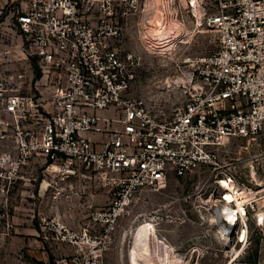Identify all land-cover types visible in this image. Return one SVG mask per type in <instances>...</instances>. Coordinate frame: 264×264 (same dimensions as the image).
I'll return each instance as SVG.
<instances>
[{"label": "built area", "instance_id": "obj_1", "mask_svg": "<svg viewBox=\"0 0 264 264\" xmlns=\"http://www.w3.org/2000/svg\"><path fill=\"white\" fill-rule=\"evenodd\" d=\"M197 1L220 45L198 60L186 103L161 118L128 94L136 56L117 40L132 31L135 0H21L16 9L18 46L38 60L42 75L24 90L22 68L0 70V192L12 190L35 162L45 167L40 185L52 188L53 198L67 193L62 183L83 168L126 185L76 229L39 216L43 229L53 221L73 243L72 264H106L102 250L136 192L212 162L213 147L225 138L262 133L264 0ZM13 228V216L0 207V238Z\"/></svg>", "mask_w": 264, "mask_h": 264}, {"label": "rangeland", "instance_id": "obj_2", "mask_svg": "<svg viewBox=\"0 0 264 264\" xmlns=\"http://www.w3.org/2000/svg\"><path fill=\"white\" fill-rule=\"evenodd\" d=\"M134 3L140 11L133 7L132 31L117 40L124 53L132 51L136 56V65L129 66L134 74L129 98L141 101L152 118L170 116L194 90L198 60L219 48V32L205 23L197 0ZM20 5L21 0H0V70L8 75L12 65L22 68L27 73L23 88L29 90L42 70L38 60L26 57L18 46L22 44L16 26ZM161 32H166L165 42L159 37ZM7 143L11 147V142ZM213 151L212 162L184 175L171 173L163 187L146 188L131 196L121 209L112 239L102 250L106 264H136V240L140 233L150 230L168 245L155 247L158 250L149 259L152 264H264V128L256 138H225ZM44 169L35 162L28 169L32 178L26 185L0 192V207L14 218L16 203L32 201L34 222L48 237L49 264H72L73 243L58 235L53 221L43 229L38 217L44 214L76 229L78 226L64 217V210L84 213L86 221L94 211L113 204L126 185L116 180L106 182L83 168L68 183H62L66 192L71 189L69 185L75 189L53 198L52 188L45 191V185H40ZM227 177L244 189L241 207L226 199L220 180ZM39 192L48 196L44 208ZM19 264L45 263L24 255Z\"/></svg>", "mask_w": 264, "mask_h": 264}, {"label": "crops", "instance_id": "obj_3", "mask_svg": "<svg viewBox=\"0 0 264 264\" xmlns=\"http://www.w3.org/2000/svg\"><path fill=\"white\" fill-rule=\"evenodd\" d=\"M31 178L32 174L26 172L24 177L19 179L15 185H26ZM16 186L14 187L16 188ZM73 189L75 188L71 185V189L67 192L71 193L72 191L70 190ZM46 199L48 200V196L44 195L43 192H39L38 200L41 202V208H44L43 202L47 203ZM31 203L32 201L28 202V204L16 203L14 205L16 227L11 234L0 238V264H19L24 255L31 257L33 261L38 260L49 264L50 253L46 245L48 237L38 227V223L34 222V207ZM64 214L66 215L64 217L76 226H80L85 217L84 213L75 210L73 212L64 210ZM37 220H39V217ZM170 249L172 250V246H170Z\"/></svg>", "mask_w": 264, "mask_h": 264}, {"label": "bare ground", "instance_id": "obj_4", "mask_svg": "<svg viewBox=\"0 0 264 264\" xmlns=\"http://www.w3.org/2000/svg\"><path fill=\"white\" fill-rule=\"evenodd\" d=\"M168 29V28H166ZM166 32L159 33V37L161 38L162 42H165ZM165 39V40H164ZM160 40V39H159ZM220 185L225 189L227 192L226 199L229 201H235L241 207L242 201L241 196L243 197L244 189L240 188L232 178H226L220 180ZM240 195V197H239ZM243 211L242 208H240ZM223 230V229H222ZM158 245L168 246L166 243L162 242L160 237L155 231H145L138 236L136 240V264H152L149 259L152 255V252L155 251V247ZM169 249V248H168ZM158 250V249H157ZM161 250V249H160ZM163 250V249H162ZM164 251V250H163ZM165 252V251H164ZM169 252V250H168Z\"/></svg>", "mask_w": 264, "mask_h": 264}]
</instances>
